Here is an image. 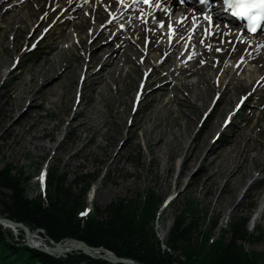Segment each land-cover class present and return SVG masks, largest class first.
<instances>
[{"label":"rangeland","instance_id":"374dc122","mask_svg":"<svg viewBox=\"0 0 264 264\" xmlns=\"http://www.w3.org/2000/svg\"><path fill=\"white\" fill-rule=\"evenodd\" d=\"M70 4L60 8L57 18L50 21H45V13L33 15L32 20L37 21L35 25H41V31L48 24L53 28L46 33L47 36L45 34L40 38L38 42L47 39L33 53L28 52L32 39L37 40L40 35L37 33L30 38L28 28L23 30L24 23L17 34L7 28V16L0 17V169L10 165L14 174L20 175L21 172L23 179H28L26 195L29 199L44 192L46 174L53 169H59L66 176L68 185L84 176H95L97 180L92 183L87 195V207L92 211L96 208L103 210L120 198L137 200L141 193L154 191L162 199L154 226L161 249L178 256L182 261L184 258L179 251L174 253L168 250L167 240L175 218L183 215L190 203H194L198 209L200 219L198 230L193 234V245L202 244L206 236L213 241L220 240L223 230H229L234 218L247 217V228L253 238L244 247L249 252L264 254V211L261 215L257 212L261 206L264 207V100L259 101L254 96L248 100L247 109L240 111L232 120V116L227 114L234 112L241 96L248 95L250 91L247 88L236 92L230 85L222 98L215 94L219 96V101L212 91L204 106L199 108V103L195 105L188 98V91L161 87L158 82L159 71L156 70L150 77L151 84L143 100L134 106L135 92L143 71L134 69V62L127 63L119 71L123 64L121 62L118 71L110 77L106 76L102 82L100 77L106 72L103 73V68L95 61L89 69L91 76L81 91V99L78 100L79 79L84 69L82 67L75 74L65 76L70 71L68 62L72 66H80L82 60L84 65L88 52L94 48L79 43L77 37H74L73 43L63 38V28L66 27L63 24L67 21L65 17L72 15ZM61 18L64 19L62 22ZM90 29L84 28L81 34L83 38L88 35L87 42L96 37ZM112 29L115 30L114 27ZM145 39H142L143 44ZM10 42L13 44L9 45ZM111 48L117 49V43H112ZM40 59H46L47 68L54 66L55 71L50 73L47 80L31 81L32 72ZM136 59L142 63L143 57L138 55ZM16 60L18 63L13 70ZM56 61L58 64L55 65ZM59 75H64L62 80L58 78ZM47 84L56 85L59 95L42 92L41 87ZM29 85L31 89L25 98L16 104L14 99L17 89ZM37 93L38 96H35ZM120 95L123 104L118 102ZM34 98L37 101L33 103ZM94 98L98 99V104ZM77 103H80L78 108ZM104 104L107 105V113L104 114L108 117L107 122L93 125V128L82 132L76 120L68 126L75 112L84 107L91 112V108L94 110ZM165 110L172 114L167 116ZM179 111L184 112L187 120H179L180 125L177 126ZM155 115L162 118L163 125L170 124L175 131L186 130L185 138L191 143V150L205 133L206 139L196 152L197 159L183 160L181 145L176 146V140L170 135L165 146L154 144L150 139L154 136L150 133L149 124L143 130L139 125L145 120L149 121V116ZM38 119L51 128L47 133L49 136L42 138L44 132L38 123L28 131ZM225 122L230 124L227 128L223 124ZM245 141L252 145L245 147ZM41 142H46L52 149L35 146ZM60 144V148H57ZM177 147L175 153H168ZM207 153H211L214 161H202ZM235 155L241 161L238 164L231 162V157ZM256 155H262L263 158L257 162L248 160L243 163L246 156ZM244 166L248 167V172H244ZM94 188L97 190L91 196ZM81 189L84 190V187ZM185 216L191 219L190 214ZM0 218L5 217L0 214ZM213 222L215 227L212 226ZM10 237L15 243L26 242L25 235L22 236L19 231H11ZM30 237L38 245H48L36 232L31 233ZM226 239L229 240L230 236H226Z\"/></svg>","mask_w":264,"mask_h":264},{"label":"bare ground","instance_id":"6f19581e","mask_svg":"<svg viewBox=\"0 0 264 264\" xmlns=\"http://www.w3.org/2000/svg\"><path fill=\"white\" fill-rule=\"evenodd\" d=\"M184 2H187V0H148L147 3L145 0H0V11H2L0 17L7 16V28L17 34L20 33L21 24L24 23L23 30L28 28L27 31L30 32V38H32L40 32L41 27V25H35L37 21L32 20L34 14L38 16L45 13V21H50L57 18L60 8L72 3L69 6L72 15L66 16L67 21L63 24L66 26L63 28V38L73 43L75 42L74 37H77L79 43L94 48L92 52H88L84 65L82 60L79 62L80 66H72L68 62L70 71L65 76L75 74L78 69L81 68L82 70V67L84 69L80 79L82 84L79 90L80 94L85 89L89 76H91L88 72L93 67L94 61L100 65V68H103V73L106 72L100 77L102 82L105 81L106 76L110 77L118 71L121 62L123 64L119 71H122L127 63L134 62L136 63L134 69L142 70L143 75L147 78L152 77L153 73L158 70V82L161 87H171L172 90L176 87L178 90L188 91V98L195 105L199 103V108L204 106L210 92L213 91L214 95L218 94L222 98L225 89L230 85L233 86V90L236 92L244 87L247 88L250 92L247 96H243L247 101L252 100L251 98L254 96H257L259 101L264 100V35L242 44L243 38L238 37V31H230L229 28L219 25V27L213 28L212 33L206 37L204 31L207 28L208 20L204 18L205 15L213 14L214 18L217 19L215 25L220 23L219 20L225 18L226 15L220 13L216 7L210 10L202 7L199 9L203 15L196 16L184 7ZM51 6L53 7L50 8ZM63 20L61 18L60 22ZM162 22H164V25L161 24ZM100 23L104 24L99 26ZM90 27V32L96 34V37L87 42L88 35H85V39L81 37V34L84 33V28L87 30ZM113 27L115 30L112 29ZM52 29L50 27L49 31ZM144 38L148 39L147 45L143 44L142 39ZM112 43H117V49L111 48ZM10 44L13 43L10 42ZM87 50L86 47L85 51L87 52ZM138 55L143 57L142 63L137 62ZM163 55L166 57L164 58ZM239 56L242 61L239 60ZM56 64H58L57 61ZM53 67L49 66L47 68V60L40 59L32 72L31 81L47 80L50 73L55 71ZM240 74H242L241 78H239ZM63 76L59 75L58 78L60 77V80H62ZM79 77H81V74H79ZM192 78L197 80H192ZM118 80L119 78L116 79V81ZM200 86L203 87L199 90ZM30 89L31 85L24 89H17V97L14 99L16 104L22 98H25L27 91ZM41 91H46L55 96L59 95V88L56 85H43ZM35 96H38V93ZM93 100L96 104L99 103L97 98ZM35 101H37V98L32 99L33 103ZM118 102L124 103L121 95ZM262 103V110L264 111V102ZM79 104L77 103L76 108ZM91 110L89 112L84 107L75 112V117L68 122V126L76 120L79 122L80 132H82L87 128H93V125L97 126L99 123L108 121V117L104 115L107 113L106 104L94 110L91 108ZM24 114L18 117L17 122ZM171 114L172 112L169 110L166 111L167 116ZM149 117V121L144 119L145 121L138 125L143 130L147 129L146 125L149 124L150 133L154 136L150 139L155 145L165 146L170 135L176 140V146L181 145L183 160L187 158L188 160L197 159L196 152L206 139L205 133L202 135V140H198L199 143L194 145L191 150V143L185 138L186 130L181 131L178 129L175 131L170 127V124L163 125L162 118H158L157 115ZM181 119L187 120V116L183 111L178 112L177 126L180 125L178 121ZM228 120L230 123V118ZM189 121L191 123V120L188 119ZM36 123L42 127L41 130L44 132L42 138L50 135H47V133L51 128L46 127L41 119L31 125L28 131L33 129ZM249 141L244 142L245 147L252 145ZM61 145L57 148H60ZM35 146L42 149H52L46 142H41V144ZM177 149L178 147L175 151L172 150L168 153L171 155ZM210 155L211 153L205 154L202 161L212 159ZM231 158L233 159L231 162L234 164L241 162L238 155ZM245 158L243 163L248 160L257 162L263 156L256 155L249 158L246 156ZM244 172H248L247 166H244ZM96 190L97 188H94L90 195L95 194ZM263 211V206L257 210L259 215ZM3 228L9 229L7 226H3ZM9 230L19 231L12 228ZM28 240L39 247L45 246L33 242L30 236ZM73 246V242H67L58 246L46 245L45 248H53L54 255L61 257L66 255L67 250L72 249Z\"/></svg>","mask_w":264,"mask_h":264},{"label":"trees","instance_id":"16d2710c","mask_svg":"<svg viewBox=\"0 0 264 264\" xmlns=\"http://www.w3.org/2000/svg\"><path fill=\"white\" fill-rule=\"evenodd\" d=\"M22 175L14 174L10 165L0 169V214L25 225L49 244L77 240L139 264H264V254L244 247L253 238L247 217L234 218L220 240L210 242L206 236L202 244L193 245L200 219L198 209L190 203L184 214L175 218L167 240L168 250L179 251L182 261L161 249L154 226L162 199L154 191L141 193L137 200L120 198L103 210L96 208L86 213L88 191L97 177L84 176L68 185L66 176L53 169L46 177V192L29 199L28 179ZM185 214H190L191 219ZM212 226H216L215 222ZM19 232L23 236L24 232ZM10 233L0 225V264H112L81 252L57 258L25 243L13 242Z\"/></svg>","mask_w":264,"mask_h":264},{"label":"water","instance_id":"95a60500","mask_svg":"<svg viewBox=\"0 0 264 264\" xmlns=\"http://www.w3.org/2000/svg\"><path fill=\"white\" fill-rule=\"evenodd\" d=\"M0 225L2 226H7L9 228H12L13 230H17V229H21L23 230V232L25 233V245L31 248H37L51 256L57 257L59 258V256L54 255L53 253V248H41L38 247L37 245L33 244L32 242L30 243V241L28 240V237L30 236L31 232L29 230L28 227H26L25 225L21 224V223H17L13 220H10L8 218H1L0 219ZM69 242H73V248L67 250V253H73V252H81L82 254L93 258V259H103L106 260L112 264H139L136 263L134 261H130V260H125V259H120L117 258L112 252L107 251V250H103L102 248H93L88 246L86 243L81 242V241H77V240H72ZM59 245V244H58ZM56 245V246H58Z\"/></svg>","mask_w":264,"mask_h":264},{"label":"snow or ice","instance_id":"6c2138e0","mask_svg":"<svg viewBox=\"0 0 264 264\" xmlns=\"http://www.w3.org/2000/svg\"><path fill=\"white\" fill-rule=\"evenodd\" d=\"M145 2L147 3L148 0ZM200 2L206 9H211L212 0H200ZM223 7L230 9L235 16L252 21L253 31L256 30L257 21H264V0H223ZM204 18L211 21L208 15Z\"/></svg>","mask_w":264,"mask_h":264}]
</instances>
